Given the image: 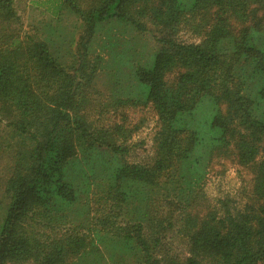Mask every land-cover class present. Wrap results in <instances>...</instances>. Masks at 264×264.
<instances>
[{
	"label": "trees",
	"instance_id": "trees-1",
	"mask_svg": "<svg viewBox=\"0 0 264 264\" xmlns=\"http://www.w3.org/2000/svg\"><path fill=\"white\" fill-rule=\"evenodd\" d=\"M15 1L0 0V120L23 144L6 183L0 264H162L176 229L189 258L169 264H264V217L227 210L201 222L194 213L217 157L249 166L264 150V0H95L87 11L81 0H47L53 17L69 6L86 27L71 68L22 34ZM109 24L135 40L160 33L147 62L122 55L114 92L153 106L152 166L127 162L122 127L87 117L101 66L89 46ZM181 30L202 39L185 43ZM128 47L136 53L137 43ZM257 165L253 193L264 200V157Z\"/></svg>",
	"mask_w": 264,
	"mask_h": 264
},
{
	"label": "rangeland",
	"instance_id": "rangeland-1",
	"mask_svg": "<svg viewBox=\"0 0 264 264\" xmlns=\"http://www.w3.org/2000/svg\"><path fill=\"white\" fill-rule=\"evenodd\" d=\"M81 1V8L85 11L95 2V0ZM150 4L151 7L158 5L157 0H153ZM15 8L22 24L23 35H31L46 42L51 53L67 67L71 68L78 64V53L82 50V39L86 37V27L69 6H66L58 18L47 11L49 8L47 0H16ZM197 19L200 20V17L198 16ZM151 29L154 31L153 34H147L137 40L133 32L116 24L104 25L97 30L89 46L91 48L89 58L91 61L99 59L101 66L98 68L97 79L92 84L90 104L86 110L88 119L97 127H111V129L122 127L127 133V139H121L119 143L129 149L127 162L146 166H152L156 161L158 116L153 106L132 107L135 99L126 95L116 98L114 92L115 79L118 75L120 77L119 71L123 70V65L121 66L120 63L123 54L130 56L125 57L127 61L134 58L145 63L158 51L155 36H159L160 33L157 28L151 27ZM178 38L189 44L199 43L202 39L189 30H181ZM130 42L137 43V49L134 51L136 53H132V56L128 53ZM117 44L120 46L118 47ZM123 71L126 72L127 69ZM180 73L182 72L175 71L167 75V86L176 85ZM118 101H120V107L114 108L112 105ZM21 141L9 123L0 120V229L10 204L5 194L6 183L11 177L15 152L23 144ZM263 157L264 150L258 157L257 163L261 162ZM257 163L242 166L234 156L217 157L204 181L201 199L194 210L199 221L206 220L211 213L224 217L228 213L227 210L231 213H247L255 218L264 217V200L253 193ZM175 232L170 234L167 243L158 251L157 255L162 264L181 263L189 258L187 239L184 234L178 232V229ZM203 264H210V262L204 261Z\"/></svg>",
	"mask_w": 264,
	"mask_h": 264
}]
</instances>
